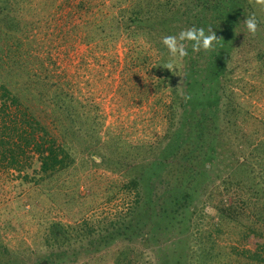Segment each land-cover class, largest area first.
<instances>
[{
  "label": "rangeland",
  "instance_id": "1",
  "mask_svg": "<svg viewBox=\"0 0 264 264\" xmlns=\"http://www.w3.org/2000/svg\"><path fill=\"white\" fill-rule=\"evenodd\" d=\"M82 1L94 6L99 0H25L15 36L0 35V51L8 47L17 52L11 57L18 59L12 62L16 63L15 69L2 72L1 81L9 83L74 160L70 167L40 182L39 175L33 172L38 170L37 163L27 170L29 181L17 178L14 171L0 170V264H47L46 260L49 264H111L115 251L134 246L121 232L112 230L119 224L121 231L122 222L128 220V209L135 204V196L126 190V185L144 167L159 161L168 136L172 97L170 90L156 84L161 80L158 61L169 57L166 49H158L142 32L131 37L117 34L115 38L103 37L104 34L96 41L84 42L88 31L94 34V19L100 17L94 7L91 15H86L84 9L76 11ZM101 1L105 7L100 5V11L108 16L104 28L110 33L114 26L110 16L117 12L110 7V0ZM260 8L263 7L258 2L255 12L247 15L262 21L264 13ZM159 28L160 25L152 34L161 41L167 33ZM179 28L171 32L177 33ZM243 33L252 38L263 36L259 26L254 35L246 28ZM240 51L243 54L245 48ZM1 58L2 54L0 61ZM232 60L230 80L242 103L238 128L241 125L247 135L261 137L264 74L255 65L245 69L243 55ZM183 67L182 64L171 71L177 84ZM225 117L226 114L222 119L220 116L217 131L222 157L225 156L223 172L229 171L227 174L235 175L236 180L246 179L247 184L251 180L255 183L252 169L258 167L256 163L235 167L237 154L253 140L235 136ZM166 167L170 176L175 168L187 171L178 170L176 159ZM205 196L203 191L199 193L193 202L192 218L163 237V244L184 237L182 229L185 233L186 229L194 233L213 231L212 220L217 221L218 215L205 204ZM54 224L64 227L69 239L61 240L60 250L54 245ZM94 227L109 228L107 233L117 236L112 245L109 242V248L96 251L89 242L73 241L75 235L84 236ZM240 234L238 226L226 225L219 234L212 232V239L226 252L220 264H238L235 255L229 254V247L264 249L263 237L249 236L242 241ZM136 247L147 249L138 242ZM144 256L150 258L151 254Z\"/></svg>",
  "mask_w": 264,
  "mask_h": 264
},
{
  "label": "trees",
  "instance_id": "2",
  "mask_svg": "<svg viewBox=\"0 0 264 264\" xmlns=\"http://www.w3.org/2000/svg\"><path fill=\"white\" fill-rule=\"evenodd\" d=\"M24 2L0 0L1 36L11 33L15 36L22 20L21 4ZM97 2L94 6L84 1L77 4L80 6L76 10L79 13L84 9L86 15H91L94 7L100 17L94 19V29H91L94 34L88 31L83 37L86 43L96 41L104 34L103 37L115 38L117 34L125 33L131 37L142 32L150 43L164 51L159 36L156 39L152 34L158 25L166 29L167 35H178L181 30L193 26L213 28L216 37L221 39L215 51L209 53H192L190 44L186 45L189 56L183 61L178 84L176 75L163 68L167 59L163 56L158 61L161 64L157 73L161 80L156 85L159 88L163 85L170 90L172 97L168 136L159 161L144 167L140 175L130 180L125 187L134 194L135 204L128 209V220L122 222L121 231L119 224L112 231L121 232L134 246L129 245L111 254L114 256L111 264H220L226 252L212 239V232L219 234L224 225L229 228L238 226L242 241L249 236L264 238V130L261 137H252L251 134L247 135L241 125L238 128L242 103L230 80L232 59L242 55L246 60L242 62L246 64L245 69L255 65L264 74V18L262 21L257 19L263 36L252 38L243 33V22L252 16L247 14L249 11L255 12L254 7L258 2L110 0V7L117 12L110 16L109 22L114 25L110 33H106L104 28L108 16L99 7L105 5L101 0ZM261 6L263 8L260 10L264 13V3ZM177 26L180 27L177 33L171 32L177 30ZM242 47L245 48L243 54L240 51ZM1 54L0 170L14 171L17 178L29 181L27 170L37 163L38 170L33 169V172L39 175L37 181L40 182L70 167L74 160L63 144L48 132L46 125L30 111L29 106L12 91L9 83L1 81L2 72L10 73L18 62V59L11 57L17 52L8 47L1 50ZM224 114L228 119V128L233 129L235 136L253 140L249 142L250 146L239 151L236 161L240 164L236 162L235 167L240 169L256 163L258 167L252 169L253 176L257 178L255 183L251 180L247 184L246 179L236 180L235 175L227 174L229 171L223 172L226 169L223 166L225 156L222 157L217 131L220 129L218 121ZM172 159L178 160V170L185 168L187 171H177L175 168L174 174L179 175L167 174L170 169L166 166ZM216 182L217 185L214 184ZM202 191L206 193L205 204L214 208L218 215L217 221L212 220L213 231L194 233L186 229L185 233V229H182L184 237L163 244L165 241H160L163 237L168 236L179 224L181 226L183 221L192 218L193 202ZM53 228L52 234L57 237L54 245L60 250L63 244L61 240L68 239V236L59 224H54ZM108 231L109 228L94 227L91 233L84 236L75 235L73 241L89 242L96 251L99 248L107 249L109 242L112 245L117 238L114 234H108ZM137 242L147 249L137 248ZM241 248L236 250L235 247H229L228 252L235 255L236 263L264 264L263 248L254 251ZM148 253L151 257L145 258L144 255ZM46 263L49 264L47 260Z\"/></svg>",
  "mask_w": 264,
  "mask_h": 264
},
{
  "label": "clouds",
  "instance_id": "3",
  "mask_svg": "<svg viewBox=\"0 0 264 264\" xmlns=\"http://www.w3.org/2000/svg\"><path fill=\"white\" fill-rule=\"evenodd\" d=\"M258 2L264 3V0H258ZM243 24L249 34L256 33L258 21L255 16H249ZM220 40L213 32V28L205 29L195 26L181 30L178 35H166L162 38L161 44L166 49L169 59L164 62L163 68L175 71L177 67L181 66L184 59L189 56L187 44H190L192 53H209L215 51Z\"/></svg>",
  "mask_w": 264,
  "mask_h": 264
}]
</instances>
